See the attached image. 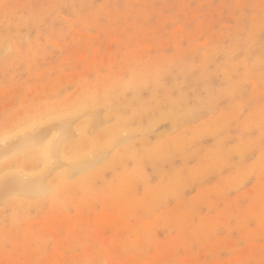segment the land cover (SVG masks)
<instances>
[{"label":"rangeland","instance_id":"374dc122","mask_svg":"<svg viewBox=\"0 0 264 264\" xmlns=\"http://www.w3.org/2000/svg\"><path fill=\"white\" fill-rule=\"evenodd\" d=\"M0 102V264H264V0H0Z\"/></svg>","mask_w":264,"mask_h":264},{"label":"crops","instance_id":"0c3cea01","mask_svg":"<svg viewBox=\"0 0 264 264\" xmlns=\"http://www.w3.org/2000/svg\"><path fill=\"white\" fill-rule=\"evenodd\" d=\"M7 106H9L7 103L0 102V131L2 130H9L14 131V128L17 126H13L14 123H16L15 120L18 119L21 113L13 109H9ZM11 106V103H10ZM22 112V111H21Z\"/></svg>","mask_w":264,"mask_h":264},{"label":"bare ground","instance_id":"6f19581e","mask_svg":"<svg viewBox=\"0 0 264 264\" xmlns=\"http://www.w3.org/2000/svg\"><path fill=\"white\" fill-rule=\"evenodd\" d=\"M89 108H90V107H89ZM81 111H82V110H81ZM38 118H39V117H38ZM95 119H96V118H95ZM94 121H95V120H94ZM53 122H55V121H53ZM96 122H97V121H95V123H96ZM55 123H56V122H55ZM28 124H29V123H28ZM55 128H56V127H55ZM73 129H74V128H73ZM29 131H30V130H29ZM8 132H10V131H8ZM55 132H57V130H56ZM58 133H59V132H57V136H58V138H59ZM6 134H8V133H6ZM22 134L24 135V133H22ZM33 134H34V133H33ZM33 134H32V135H33ZM35 134H36V133H35ZM55 134H56V133H55ZM55 134H54V136H56ZM72 134H73V133H72ZM75 134H76V133H75ZM83 134H84V133H83ZM102 134H103V133H102ZM26 135H28V134H26ZM32 135H31V136H32ZM44 135H45V134H44ZM67 135H68V134H67ZM28 136H29V135H28ZM42 136H43V135H42ZM70 136H71V135H70ZM34 137H35V136H34ZM106 137H107V136H106ZM24 138H26V137H24ZM24 138H23V139H24ZM67 138H68V137H67ZM86 138H87V137H86ZM104 138H105V137H104ZM33 139H34V138H33V136H32V140H33ZM47 139H48V138H47ZM51 139H52V138H50L49 140H51ZM59 139H61V138H59ZM62 139H63V138H62ZM64 139H65V137H64ZM64 139H63V140H64ZM119 139H121V138H119ZM7 140H8V139H7ZM25 140H26V139H25ZM49 140H48V142H49ZM54 140H55V139H54ZM67 140H68V139H67ZM8 141H9V140H8ZM8 141H7V142H8ZM34 141H35V140H34ZM58 141H60V140H58ZM61 141H62V140H61ZM61 141H60V142H61ZM71 141H72V140H71ZM12 142H14V141H12ZM50 142H52V141H50ZM56 142H57V141H56ZM57 143H58V142H57ZM10 144H11V143H10ZM22 144H23V143H22ZM24 144H25V143H24ZM24 144H23V145H24ZM42 144H43V143H42ZM117 144H118V143H117ZM49 145H50V144L47 143V146H49ZM51 145H52V144H51ZM61 145H62V144H61ZM45 146H46V145H45ZM52 146H53V145H52ZM52 146H51V149H53V147H54V146H53V147H52ZM2 147L4 148V146H2ZM11 147H12V146H11ZM18 147H21V144H20V146H18ZM22 147H23V146H22ZM40 147H41V146H40ZM6 148H7V147H6ZM14 148H15V147H14ZM8 149H9V148H8ZM22 149H24V148H22ZM41 149H42V148H41ZM45 149H47V148L45 147ZM48 149H49V148H48ZM106 149H107V148H106ZM4 150H5V148H4ZM19 150H21V149H19ZM5 151H6V150H5ZM47 151H49V150H46L45 152H47ZM55 151H56V150H55ZM61 151H62V150H61ZM61 151H60V152H61ZM3 152H4V151H3ZM3 152L1 151V153L4 155ZM51 152H52V154L54 153L53 150H52ZM20 153H21V152H20ZM102 153H103V152H102ZM0 155H1V154H0ZM66 155H67V154H66ZM9 156H10V155H9ZM28 156H29V155H28ZM46 156H47V155H46ZM48 156H49V155H48ZM98 156H101V157H102V155H98ZM98 156H97V157H98ZM10 157H11V156H10ZM60 157H61V156H60ZM32 158H33V157H32ZM41 158H42V157H41ZM11 159H12V158H11ZM51 159H54V158H51ZM95 159H96V157H95ZM42 160H43V159H42ZM59 160H60V158H59ZM35 161H36V160H35ZM48 161H49V159H48ZM68 161H69V160H68ZM3 162H4V161H3ZM8 162H9V161H8ZM50 162H51V161H50ZM52 162H53V161H52ZM52 162H51V163H52ZM61 162H62V161H61ZM94 162H95V161H90L91 164L94 163ZM32 163H33V162H32ZM46 163H47V161H46ZM58 163H59L58 165L60 166V162H58ZM63 163H64V162H63ZM63 163H61V165H62ZM87 163H88V162H86V164H87ZM8 164H10V163H8ZM44 164H45V163H44ZM70 164H71V163H70ZM10 165H12V164H10ZM58 165H57V166H58ZM71 165H72V164H71ZM79 165H81V164H79ZM97 165H98V164H97ZM8 166H9V165H8ZM17 166H18V165H17ZM48 166H49V165H48ZM74 166H75V165H74ZM74 166H73V168H74ZM77 166H78V164L75 166V167H76V170H78V169H77ZM87 166H88V165H87ZM87 166H83V167H86V168H87ZM79 167H80V166H79ZM81 167H82V165H81ZM83 167H82V168H83ZM91 168H92V167H91ZM21 169H22V168H21ZM21 169H20V170H21ZM40 169H41V168H40ZM71 169H72V168H71ZM25 170H26V169H25ZM72 170H73V169H72ZM84 170H85V169H84ZM57 171H58V170H57ZM79 171H80V169H79ZM82 171H83V170H82ZM85 171H86V170H85ZM45 172H46V171H45ZM45 172H44V173H45ZM72 172H73V171H72ZM74 172H75V171H74ZM70 173H71V172H70ZM75 173H76V172H75ZM75 173H74V174H75ZM77 173H78V172H77ZM80 173H81V172H80ZM83 173H84V172H83ZM16 174H17V173H16ZM13 175H14V173H13ZM18 175H19V174H18ZM42 175H43V174H42ZM75 175H76V174H75ZM23 177H24V176H23ZM36 177H38V176H36ZM36 177H35V178H36ZM30 178H31V177H30ZM32 178H34V177H32ZM20 179H21V178H20ZM66 179H67V178H66ZM37 190L39 191V189H37ZM17 194H19V193H17ZM19 195H20V194H19ZM24 195H25V194H24ZM22 196H23V195H22ZM29 196H30V195H29ZM37 196H38V195H37ZM40 196H41V194H40ZM26 197H27V196H26ZM33 199H34V198H33ZM10 207H11V206H10ZM13 210H14V209H13ZM1 217H2V216H1Z\"/></svg>","mask_w":264,"mask_h":264}]
</instances>
